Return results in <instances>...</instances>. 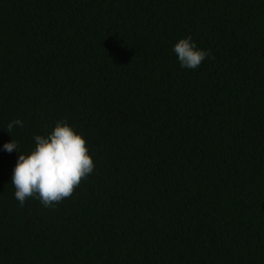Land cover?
Listing matches in <instances>:
<instances>
[{
	"label": "trees",
	"instance_id": "16d2710c",
	"mask_svg": "<svg viewBox=\"0 0 264 264\" xmlns=\"http://www.w3.org/2000/svg\"><path fill=\"white\" fill-rule=\"evenodd\" d=\"M61 119L94 170L21 206L2 145ZM0 264H264V0H0Z\"/></svg>",
	"mask_w": 264,
	"mask_h": 264
},
{
	"label": "clouds",
	"instance_id": "9594fccd",
	"mask_svg": "<svg viewBox=\"0 0 264 264\" xmlns=\"http://www.w3.org/2000/svg\"><path fill=\"white\" fill-rule=\"evenodd\" d=\"M172 52L176 54L179 66L188 69L199 67L208 56L207 50L199 48L191 35L179 38L173 44ZM23 123L14 118L4 130L11 135L13 129L23 127ZM33 141L34 147L27 153L20 151L13 139L2 145L4 151L16 150L18 153L11 173L14 197L21 206L31 197L45 207H52L69 197L81 179L93 172V158L83 134L64 119L56 121L47 135H35Z\"/></svg>",
	"mask_w": 264,
	"mask_h": 264
}]
</instances>
